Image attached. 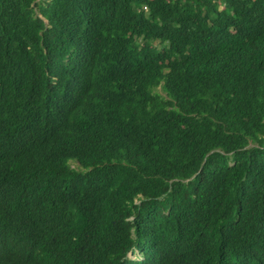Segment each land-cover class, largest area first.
Returning <instances> with one entry per match:
<instances>
[{"label":"trees","instance_id":"1","mask_svg":"<svg viewBox=\"0 0 264 264\" xmlns=\"http://www.w3.org/2000/svg\"><path fill=\"white\" fill-rule=\"evenodd\" d=\"M0 264H264V0H0Z\"/></svg>","mask_w":264,"mask_h":264},{"label":"rangeland","instance_id":"2","mask_svg":"<svg viewBox=\"0 0 264 264\" xmlns=\"http://www.w3.org/2000/svg\"><path fill=\"white\" fill-rule=\"evenodd\" d=\"M129 256H130L131 258H133V257L141 258V256H140V255H137V254H134V255L129 254Z\"/></svg>","mask_w":264,"mask_h":264}]
</instances>
